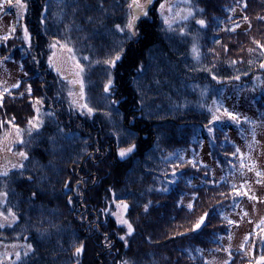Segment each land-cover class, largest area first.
Instances as JSON below:
<instances>
[{
	"label": "trees",
	"instance_id": "16d2710c",
	"mask_svg": "<svg viewBox=\"0 0 264 264\" xmlns=\"http://www.w3.org/2000/svg\"><path fill=\"white\" fill-rule=\"evenodd\" d=\"M131 1L22 0L11 36L16 46L8 44L5 53L26 78L1 98L0 127L5 116L25 126L32 99L53 107V121L45 116L37 132H23L21 170L0 182L17 222L16 236L0 232V240L30 247L26 264H211L201 253L224 251L233 227L225 211L241 195L211 166L181 156L198 149V131L211 119L182 106L193 94L181 85L220 90L264 75V0H190L192 16L171 30L156 12L162 0H155L134 37L124 29ZM53 44L89 59L78 110L68 106L63 80L48 65ZM254 105L264 114V95ZM214 129V171L238 169L236 146ZM133 145L121 159L120 151ZM119 205L127 206V224L117 217ZM262 235L260 227L250 232L225 264L264 263Z\"/></svg>",
	"mask_w": 264,
	"mask_h": 264
},
{
	"label": "rangeland",
	"instance_id": "374dc122",
	"mask_svg": "<svg viewBox=\"0 0 264 264\" xmlns=\"http://www.w3.org/2000/svg\"><path fill=\"white\" fill-rule=\"evenodd\" d=\"M154 1L151 0L150 3L149 0L131 1L126 26L135 17L134 27L131 31L126 26L124 28L131 33V36L134 37L132 31L135 30L136 24L149 15V9ZM189 5L190 0H162L159 2L156 12L166 29H178L180 23L192 16V9ZM24 6L22 0H0V47H2L0 48V103L5 93L17 87L20 79L26 78L20 62L8 58V54H6L8 53V44H14L13 37H11L13 36L12 31L20 24ZM141 8L144 11H141ZM179 32L181 35L184 30L180 29ZM9 37L12 41L9 40L7 43L5 40ZM194 49L193 47L191 52L193 61L196 59L197 53ZM19 54L20 57L25 56V50H20ZM47 61L52 71L63 80L64 89L68 94V106L72 110H78L76 108L81 106L84 100L82 64H89V59L87 57L79 58L71 48L65 45L53 44L49 48ZM188 68L192 67L188 65ZM26 87L28 89V86ZM181 88L186 96L193 94L191 95L192 100L185 96L182 106L195 107L197 110L211 113L210 121L215 116L214 128L224 131L241 155L238 169L215 168L214 171V163L209 159V138L211 136L207 131L209 124L198 131L196 139L199 145L198 149L181 152V156L185 160L194 159L207 167L211 166L218 179L225 178L240 192V202L233 209L225 211V214L232 220L233 227L229 236L222 240L224 251L215 250L201 253L208 263L225 264L230 257L229 251L240 248L250 232L260 227L263 232L262 238L264 236V114L260 113L254 105V102L264 95V75L253 78L250 85L234 83L221 86L220 90L210 86H203L196 90L197 88L187 84L184 87L181 85ZM30 101L33 114L23 118L25 126L20 128V124L17 125L19 121H14V119L10 121V118L5 116L6 124L0 127V182L12 170H21L22 164L26 160L25 151H21L19 147L22 143L23 132L26 129L30 132H37L42 125L43 118L52 116V106L49 107L51 110L44 109L41 100L32 99ZM225 109L237 116L240 122L237 123L229 119L224 112ZM21 153L24 155L21 156ZM124 214L125 206L119 205L117 217L121 221H124ZM16 223L5 195L0 193V225H3L0 227V232L13 231L14 234L17 233L14 231ZM125 227L128 229L127 225ZM30 255L31 248L25 243L0 240V264H26Z\"/></svg>",
	"mask_w": 264,
	"mask_h": 264
},
{
	"label": "snow or ice",
	"instance_id": "6c2138e0",
	"mask_svg": "<svg viewBox=\"0 0 264 264\" xmlns=\"http://www.w3.org/2000/svg\"><path fill=\"white\" fill-rule=\"evenodd\" d=\"M150 2H151V0H149V3H150ZM140 10H141V11H144L143 8H141ZM144 14L146 15V12H144ZM134 20H135V17H133V19L130 20L129 23H128V25L126 26L127 29H128L129 31H131V30L133 29V27H134ZM197 23H199L201 26H205V22H204L203 20H199V21H197ZM117 27L119 28V26H117ZM120 30L123 31V29H120ZM135 34H136V33H135L134 31H132V35H135ZM26 35H27V33H26ZM258 46H259V45H258ZM194 50H195V49H194ZM116 59H119V57L117 56ZM112 63L114 64L115 61H113ZM261 67H264V65H261ZM238 78H239V77H237V79H238ZM213 79H215V77H213ZM108 90H109V88H108V86H106V87H105V91L107 92ZM214 103H215V101H214ZM90 111H91V109H89V112H90ZM210 111H211V110H210ZM224 112H225V114L229 117V119L234 120V121H236L237 123L239 122L238 117L235 116V115H233L232 113L228 112L227 109H225ZM215 122H216V117L214 116L213 120L209 122V126L207 127V131H208V133H209L210 135L214 133V130H215V129H214V125H215ZM134 148H135V145H133L132 147H129V148L126 149V150H121L120 153H119L120 158H121V159L125 158L129 153H131V152L134 150ZM23 155H24V154L21 153V156H23ZM5 174H6V173H5ZM173 175H175V173H173ZM164 190L166 191L167 188H165ZM69 203H71V199L69 200ZM125 207H127V206L125 205ZM188 207L191 208L192 205L189 204ZM146 210H147V206H146ZM206 215H207V213L205 214V216H206ZM205 216L200 217L199 222L195 225V229H198V228L201 227V224H203V222H204ZM123 223L127 224V221L125 220V221H123ZM0 227H3V225H0ZM131 231H132L131 225H128V234H131ZM121 239H124V237H121ZM82 250H83L82 246H81V247H78V248L76 249L75 255H76V256H79V255L81 254Z\"/></svg>",
	"mask_w": 264,
	"mask_h": 264
}]
</instances>
